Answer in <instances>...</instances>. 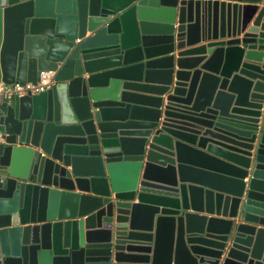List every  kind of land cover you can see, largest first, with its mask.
I'll return each mask as SVG.
<instances>
[{"label":"water","instance_id":"95a60500","mask_svg":"<svg viewBox=\"0 0 264 264\" xmlns=\"http://www.w3.org/2000/svg\"><path fill=\"white\" fill-rule=\"evenodd\" d=\"M0 264H264V0H0Z\"/></svg>","mask_w":264,"mask_h":264},{"label":"built area","instance_id":"2783aa9c","mask_svg":"<svg viewBox=\"0 0 264 264\" xmlns=\"http://www.w3.org/2000/svg\"><path fill=\"white\" fill-rule=\"evenodd\" d=\"M55 83V72L52 70L40 71L36 82H27L24 84L19 82L11 84L0 82V101L13 95H35L49 90ZM4 142L5 136L0 131V144Z\"/></svg>","mask_w":264,"mask_h":264}]
</instances>
